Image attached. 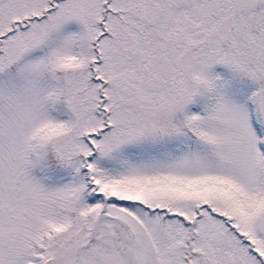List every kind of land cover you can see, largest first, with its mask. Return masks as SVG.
Instances as JSON below:
<instances>
[{
    "label": "snow or ice",
    "instance_id": "snow-or-ice-1",
    "mask_svg": "<svg viewBox=\"0 0 264 264\" xmlns=\"http://www.w3.org/2000/svg\"><path fill=\"white\" fill-rule=\"evenodd\" d=\"M0 264H264V0H0Z\"/></svg>",
    "mask_w": 264,
    "mask_h": 264
}]
</instances>
